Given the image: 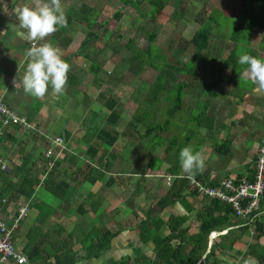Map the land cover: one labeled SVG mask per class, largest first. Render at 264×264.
Segmentation results:
<instances>
[{"label": "rangeland", "instance_id": "rangeland-1", "mask_svg": "<svg viewBox=\"0 0 264 264\" xmlns=\"http://www.w3.org/2000/svg\"><path fill=\"white\" fill-rule=\"evenodd\" d=\"M20 1L14 0L16 4L20 3ZM24 1L26 0H22V2ZM138 1L140 3L137 6H125L123 0H61L65 15L71 18L73 24L67 25V27L58 26V30L63 34H60L58 30L54 33L57 34L56 36L52 34L51 36L55 37V40H59L58 43L54 42L52 44L60 50L61 58L63 57L62 59L70 65L69 73L77 78V81L73 80L74 85L70 84L69 86L67 84L66 90L62 94L54 93V95H49V99L46 96L35 98L30 94H26L22 80L17 77L19 70H16V68L19 66V69L22 67L23 70H26L28 63L20 65V58H18L19 56L16 57V54H20L18 51H23V48L26 46L25 52H27L32 47V41L27 40L25 43L17 36L13 42L9 43L5 38L0 37V52L8 51V56L4 58L5 61H8V64L4 67L8 68V70L4 71L1 68L3 65L0 64V95H3L8 106L31 126L30 129L16 132L11 131L17 137V141L16 143H6L4 149L12 150V160L16 164L24 161L28 157V154L33 156L32 161L36 160V165L41 170L36 175L42 181L44 174H41L42 161L38 159V155L40 152H43L45 156L49 146L47 148L45 142L40 137H45V139L49 140V138H54L55 136L62 137L66 133H70L71 143L75 147H78L79 144L82 146L78 147L80 149V153H78L80 164L82 162L81 171H86L85 167L90 163L94 167H99L101 164L102 168L119 174L114 178L118 183L124 184L122 186L123 189L118 190L121 188L119 185L113 186L116 190H110L106 187L103 190V194H105L103 196L105 199L113 201L112 203L115 205L109 209L110 214L111 212H117L119 218H123L125 214L123 208L125 207V210L129 214L126 216V222L124 221L125 224L127 223V226H135L140 220L145 218L155 208V202L167 191V187L162 180L165 176L158 172L162 166H160L159 162L151 163L148 176L144 178L136 176L130 179L133 169L137 166L142 167L141 165L146 163L150 158L161 160L164 154V147L167 145L166 143L170 144L174 139L177 140V143L180 142L176 149L177 152H180L185 143L183 141L185 134L183 133L193 127V125H190L189 116L192 113H197L194 109H191L190 113L185 112V110H179L174 116H177L180 112L181 117L178 118L177 116V119L173 120V128H171L172 126H169L170 121L167 122V120L171 119L169 110L175 106L174 98L176 96L165 92V94H162L164 95L163 100L160 97L159 102L150 103V91L153 88L152 85L157 71L151 66L145 65L139 75L136 76L129 71V60L138 52L144 51L146 44L150 42L152 43L150 47L151 60L156 61L159 68H163L162 66L165 63H174L181 66L182 63L186 62V60L188 61L193 56L196 62L195 66L198 67L199 72H204V70H210L211 68H217L218 71L221 62L213 60V54L209 49L194 55L195 48L188 42L194 33L201 29H208L211 32L210 46L219 45L223 40H231V34L237 25V14L241 7V0ZM44 2H48V0H44ZM27 6L36 7L35 0H27ZM83 6L93 8L96 11L97 25L93 29L89 30V28L84 26L85 22L83 19L85 16L83 11L81 12ZM116 12L121 15L118 21L113 19V15ZM201 16L202 19L200 18ZM209 16L212 18L209 19ZM104 28H106V31H103ZM21 30L24 31L22 28ZM61 35V39L65 36L62 43L59 39ZM249 35H247L245 28L241 30L238 35L240 42L236 45V55L238 56L236 64H238L242 71L247 66L239 63L240 55L248 54L264 60V42L260 43L256 41L255 44L249 45L247 44ZM51 36L46 37L43 41L37 40V46L42 43H49V37ZM67 38H69L70 42H68ZM84 42L85 46L82 48ZM169 46L170 49L168 48ZM221 50L223 51V48ZM73 51L74 53L81 54L79 55L80 59L77 58L74 61L73 57L69 58L70 55L68 54H71ZM222 51H220L218 56L224 58L226 52L221 53ZM261 51L262 53H260ZM93 60H96L98 64L104 61L102 63V65H105L104 69L98 73V78L96 74L91 72ZM187 64L188 66L191 65L189 61ZM235 75L240 76L237 72ZM14 79L20 82L16 88L13 86ZM249 81L247 80V83ZM100 94L101 96H99ZM171 97H174L172 98L173 102ZM105 98H114L118 102L119 127L116 128L118 131H127V126H129L128 123L131 122L132 116L145 112L149 114L145 117V120H147L145 121L146 124L151 125L155 123L165 126L166 129H163L168 131L166 133L168 137L167 141L164 134L162 138L158 135V139H156L154 133L146 135L145 128L139 124H135L131 127L132 130H135L132 137L128 140L120 139L113 148L106 147L96 137L98 128L101 129L106 126L105 119L108 111L102 105ZM202 104L204 105L203 102ZM154 111L156 112L155 118L157 121L150 120ZM47 113L49 119L45 120ZM36 124L42 125V127H37ZM33 133H37L40 137ZM189 145L193 146V150L197 148V145L199 148L202 147L198 141H194L188 145L185 143L183 148ZM88 146L94 148L97 152L104 146L105 151L102 157L100 154L97 155L98 153L95 154L93 152L92 154V152H89L86 149ZM2 148L0 146V155L6 161L9 156L6 149ZM174 154L175 152L172 154V158L175 160ZM112 156L115 158V163L118 164L117 167L115 164L112 166L109 163ZM219 161L226 163L221 173L222 176L226 174V171L233 170L232 165L227 163L226 158H219ZM10 164V162H6V165ZM68 164L69 162L66 163L65 167ZM168 166H170L169 163ZM43 167V169L46 168L45 172L50 170L48 169V164ZM164 167L165 165L162 166V168ZM76 171L77 168L74 172L78 175L80 172ZM70 173H63L58 170V177L68 180ZM89 175L95 176L92 172L89 174L85 173V178H90ZM82 177L83 174L80 175V178ZM109 179V175L103 173V177L97 179L96 183H90L91 185H85L84 187L87 189L89 186L90 189L87 190H91V193H96L104 188ZM170 181L166 180L165 183L167 182V185H169ZM127 182L128 184L130 183L132 189L135 186L139 187L140 190L132 191L128 188L129 192L133 194H126L124 187L127 186H125ZM87 190H82L81 194L85 196V192L88 194ZM127 197L126 202L127 200L128 202H132L130 204L131 210L125 203L120 206V203ZM42 198L46 203L55 200L50 193H47L40 187L36 190L34 202H38ZM88 199L90 200V198H87V201ZM200 200L201 197H196V199L194 198L189 202L197 210V207H199L198 201ZM17 205L8 203L6 208L7 216H3L1 213L0 216L10 217ZM174 210L169 209L162 213L161 216L167 219L171 218L176 213ZM195 210L193 211L195 212ZM35 212L36 210L33 208L30 213H27L33 216L36 214ZM111 221L115 223L114 220L111 219ZM104 223L106 226L111 227L107 222ZM112 225H114L113 230H116L115 224ZM101 226H103V223ZM22 227L26 228V223L22 224ZM159 234L161 237H165L168 231L162 229ZM262 257L264 259V248L261 250L260 259ZM260 264H263V262Z\"/></svg>", "mask_w": 264, "mask_h": 264}, {"label": "crops", "instance_id": "crops-1", "mask_svg": "<svg viewBox=\"0 0 264 264\" xmlns=\"http://www.w3.org/2000/svg\"><path fill=\"white\" fill-rule=\"evenodd\" d=\"M5 6L7 8V11L5 10ZM24 6H27V0L24 2H22L21 0L18 4H16L14 0H0V37L5 38V40H7L9 43L13 42V40H15L17 36H19V38L25 43L28 40L26 29L22 31L21 28L13 27L19 26V21L15 16L14 9L17 7L22 8ZM30 8L34 7L31 6ZM71 24H73V22ZM245 30L247 32V35H249L248 33H250L247 44H255L256 41H259L260 43L264 42V29L255 27L250 32L247 31V28H245ZM59 33L63 34L61 31H59ZM56 35L57 34H54V36ZM51 37H49V43L52 44L54 42H59V40L54 39L55 37ZM61 38L62 35L59 38L60 42L62 43L63 39ZM67 39L68 42H70L69 38ZM239 42L240 40L234 43L232 40L228 39L221 41L219 45L217 44L210 46L209 41L207 50L209 49L213 54L214 61L219 60L221 62L218 71L217 68H211L210 70L208 69L204 70V72H199L198 67L195 66L196 62L193 56L188 59V61L191 63L190 66H188L187 60L181 65L183 66V74L179 76V81L175 84V89H180L176 96H179L182 99L181 107L179 110H185V112L187 111L189 113L191 109L197 111V113H192L189 116V122H191L190 125H193V127L183 133L185 134L183 136V141H186V138H189L188 142L186 141L187 145L190 144V142L194 141H198V143L201 144V148H199V146L197 145V148H195L193 151L196 152L199 149V151L202 152L205 166L202 171H195L192 175L185 173L181 167L180 177L185 176L186 178H195L206 184H215L219 183L223 179H236L239 176L248 178L249 170H254L255 168L259 146L264 139V93L257 91V84L252 82L245 69L244 71H242L238 64H236L238 59V56L236 55V45H238ZM33 43L38 45V41H32V46ZM26 47L23 48V51H18L21 55L16 54V57L19 56L18 58H20V65L30 62L29 58L26 56ZM221 48H223V51L221 50ZM220 51H222L221 53L226 52L224 58L218 56L220 54ZM260 53H262V51ZM68 55H70L69 58L73 57L74 61H76V59L79 58V55L81 54L74 53L73 51ZM7 56L8 51L0 52V64L3 65L1 68L4 71L8 70V68L4 67L6 64H8V61H5L4 59ZM10 63L12 62L10 61ZM19 68V66L16 68V70H19V72H17V77L23 80V76L26 70H23L22 67L21 69ZM220 71H222V75L220 76L221 81L215 88L212 83L217 78ZM236 72L240 74L239 77L235 75ZM247 80H250L249 83H247ZM49 95H54L51 85H49L48 92L45 94V96L49 99ZM0 99L3 100L6 105H8L3 95H0ZM185 99L187 100L185 101ZM202 102L204 103V105L202 104ZM203 107L205 108L204 110ZM202 110L207 121L203 122L204 118L202 116L203 121L200 124L197 122V117ZM177 116L178 118L181 117L180 112L177 114ZM177 116H170L171 119L167 120L168 122L170 121L169 126H172L171 128H173L172 122L173 120L177 119ZM47 119H49L48 113L45 117V120ZM203 123L205 125H203ZM36 126L42 127V125L39 124H36ZM167 132V130L163 129L162 133L157 134V139L158 135H160V137L162 138V135L164 134L167 141ZM50 139L51 138H49V140ZM70 143V139L66 144L64 143L65 149L60 152V156H58L57 158H64V160L61 161L58 170H60L61 172L66 171V173L73 172L74 178H76L75 183L71 182L72 192L70 193L69 198L65 200H58L53 197L55 200L50 203L44 202L43 198L41 200H38V202L41 203L40 210L37 208V206H34L33 208H35L36 214L30 216L28 215V213H30V211H32L33 209L30 208L25 217L20 221V225L13 237L15 239V246L22 252V248L26 245L28 239L31 238L28 237L27 239L26 237L28 231H35L39 237H42L44 233L48 231L52 234L51 237H53L54 235V237L57 239H63L67 236H70L72 238L73 246L80 253L75 264H119L121 262H127L128 264H143L142 257L152 256L154 249L151 242L141 243L138 240L139 232L136 226L143 219L140 220L135 226H127V223L125 224V220L127 219L126 216L129 214L127 210H125V207L123 208V211L125 213L124 217L119 218L117 212H111V214L109 213V209H111L112 206H115L112 203L113 201L104 198L105 194H103V190L106 187L110 190H116L113 188V186L119 185L121 186V188H119L118 190L123 189L122 186H124V184L118 183L114 178L119 174L111 172L110 170L108 171L106 170V168H102L100 164L99 167L93 166L94 172H96L94 173L93 170L91 172L93 175L95 174V176L92 177L91 175H89L90 178L85 179L87 182L83 183L82 179L80 178V175L82 174L79 173L78 175H75L74 172L76 168L78 171V169H81L82 167V162L80 164V156L78 155V153H80V149L78 147L82 146L79 144L78 147H75L72 143V145ZM166 144L167 145L164 147V149H166L169 145L168 142ZM103 147L99 149L98 152L93 149L94 153H98L97 155L100 154V156L102 157L103 152L105 151ZM191 147L193 148V146ZM86 149L91 152L90 146H88V148ZM64 150H67V152L73 154V156L77 158L76 164L72 165V162L70 161L71 158L69 156L67 157L64 154ZM100 156H98V158H100ZM219 158H226L227 163L232 165L233 170L226 171V174L222 176L221 173L224 170V166L226 163H224V161H219ZM110 159L111 160L109 163H111L112 166H114L115 164V166L117 167L118 164L115 163V158L112 156L110 157ZM161 160L163 161L160 163V166L165 165V167L162 168L161 166L158 172L160 174H163V176L173 177V175L168 172L169 166L165 160L164 154ZM67 162H69V164L65 167ZM71 166H74L72 167V171H70ZM79 172H81V170H79ZM103 173L108 174L110 179L106 182L104 188L101 191L91 193V190H87L90 189L89 186L87 189L84 187L85 185H91L90 183H96L97 179L103 177ZM132 173L130 174V179L136 177V175L133 176ZM84 174L85 173H83V175ZM145 176L148 175H144L142 178H144ZM137 177L141 178L139 176ZM162 180L164 182V185L168 189L169 185H167V182L165 183L166 179L164 178ZM125 186L126 187H124V190L126 194H133L132 192H129L128 188L132 191L140 190L139 187L135 186H133L132 189L130 183L128 184V182L127 184H125ZM82 190H87L88 194H86L85 192V196L82 195ZM87 198H90V200L88 199L87 201ZM126 199H128V197L120 203V206L125 203L131 210L130 204H132V202H128V200L126 202ZM193 199L194 198H191L190 201ZM198 202L199 204H197L199 207L197 208L203 209V199L201 198V200ZM84 203H86L85 206ZM91 203H94L96 206V209L94 211L92 209L93 206H91ZM26 204L29 203L23 202L18 204L16 206V209L13 211V214L16 213L17 208ZM82 205L85 208L83 210L80 209ZM173 209H175L174 211L176 212L173 217L177 215H184L185 211L181 205H176ZM87 210L90 211L89 214H85ZM161 217L167 219L163 216ZM5 218L6 217L0 216V219ZM188 218V221L191 223L195 220V216L191 214L188 216ZM111 219L114 220L115 223H113ZM256 220L264 224L263 211L260 210L258 212V217H256ZM104 222L110 224L111 227L106 226ZM24 223H26V228L22 227V224ZM102 223L103 226H101ZM112 224H115L116 230H113L114 225ZM248 224L250 225V228L247 231L234 232L232 237H236L237 241H235L233 249H231L230 251H222V253H219L215 250L214 258L210 259L207 264H243V261L245 259H248L249 257L255 258L259 264L262 262L264 264L263 257L260 259L261 250L264 248V234L261 235L258 239L253 238L255 226L250 224V222ZM93 227H96L100 230H107L111 233H115L116 235L110 240L107 250L102 252L98 257L86 258L81 251V245H79L78 241L81 240L84 234L90 231V228ZM192 228L194 230L195 226H193ZM193 230L191 229V231ZM227 232L228 230H225L223 231V233L220 232L221 235L217 236L225 235L227 234ZM38 236L37 239H39ZM216 237L214 238V240L216 239ZM220 243L227 244L228 240H222ZM48 246V249L50 251V245ZM210 249L211 247L209 248V251ZM207 251L205 254L209 253V251ZM204 258L205 255L196 264H205Z\"/></svg>", "mask_w": 264, "mask_h": 264}, {"label": "trees", "instance_id": "trees-1", "mask_svg": "<svg viewBox=\"0 0 264 264\" xmlns=\"http://www.w3.org/2000/svg\"><path fill=\"white\" fill-rule=\"evenodd\" d=\"M123 2L125 6H137L140 3L138 0H123ZM82 11L85 16L83 19L85 22L84 26L89 28V30L93 29V27L97 25L96 11L93 8L86 6H83L81 12ZM89 16H91V18H89ZM120 17L121 15L118 12L113 15V19L115 21H118ZM66 18L67 25H70L72 23L71 18ZM200 18L202 19V16ZM211 18L212 17L209 19ZM255 27L264 29V0H245V5L240 7V10L237 14V25L231 34V40L233 42H237L239 40L238 35L241 30L247 28V31L250 32ZM103 31H106V28H104ZM210 37L211 32L208 29H201L194 33L193 37L188 43L195 48V54H199L207 50ZM151 44L152 43L148 42L144 51L138 52L135 56H133V58H131V60H129V71L137 76L145 65H149L157 71V75L155 76L152 85L153 88L150 91V103H153L155 101L159 102L160 97L163 100L164 95L162 94H165V92L170 93L172 96H176L178 94L180 89L176 90L175 84L179 81V76L183 74V66L174 63H165L164 66H162L163 68H159L156 61L151 60ZM84 46L85 42L83 43L82 48H84ZM168 48L170 49V46ZM103 62L98 64L96 60L92 61L91 72L96 74V77L98 73L104 69L105 65H102ZM221 75L222 71L218 73L217 78L212 83L215 88L221 81ZM73 80L76 82L77 78L68 73L67 84L69 86L70 84L74 85ZM99 96H101V94ZM172 98L174 97H171V100ZM174 100L175 106L169 110L170 116H173L176 112H178L181 107L182 99L179 96H176ZM102 105L108 111L105 119L106 126L101 129L98 128L99 130L96 133V137L108 148H113L120 139L128 140L130 137H132L135 130H132L131 127H133L135 124H139L144 127L146 135L154 133V137L156 139L158 132L162 133L163 128H165V126H161L160 124H146L145 121L147 120H145V117H147L149 114L142 112L141 114L132 116L130 120L131 122L128 123L129 126H127V131L120 132L116 129L119 127L117 100L114 98H105ZM204 109L205 108L203 107V110ZM203 110L197 117V122L200 124L203 121L202 116L204 118L203 122L207 121L204 117ZM155 116L156 112L154 111L150 120L157 121ZM203 125L205 124L203 123ZM11 131H22V129L15 126ZM33 134L38 135L37 133ZM62 137L64 138V143L66 144L71 135L70 133H66ZM40 139L45 142L47 148L48 146L50 147V140L45 139V137H40ZM188 140L189 138H186L187 142ZM16 141L17 137L11 132L5 133L0 139V146L1 148L3 147L2 149H4V145L6 143H16ZM177 147V140L174 139L170 142L167 148L164 149L165 160L170 165L168 172L171 173L174 178H172L170 181L166 193L155 202V208L149 212V214L146 215L145 218H143V220L136 226L139 232V242H151L154 248L152 256L142 257L143 264H196L204 255L205 264H207L210 259L214 258L215 250L219 253H222V251H230L233 249L234 243L237 241L236 237H232L234 232L247 231L250 228V225L248 224L249 222L255 226L253 238L258 239L261 235H263V223L258 222L256 219L252 222L249 218H237L232 208L228 204L216 199H209L207 197L201 196L196 191L190 189L189 178H186L185 176L180 177L181 162L179 159L180 152H177L176 150ZM5 149L9 156L5 163L10 162L11 164L6 165L7 169L0 170V213L2 215H7L6 208L8 203L20 204L22 202H27L29 203L30 208L37 206V208L40 210L41 203L34 202L36 190L40 187L58 200H65L69 198V195L72 192L71 182L75 183L76 178H74L73 172H71V176H68V180L58 177V167L64 158L61 159V157L57 159L51 169L45 172L46 168L43 169V166H47L48 162L52 161V159L46 158L43 152H40L38 159L42 161L41 174H44L41 181L36 175L40 173L41 170L39 167H37L36 160L32 161L33 156L28 154V157L25 158L24 161L16 164L12 160V150H7V148ZM93 149L94 148H91L92 153L94 152ZM63 152L67 157L69 156L71 158L70 161L72 162V165L77 163V158L74 157L73 154L67 152V150H64ZM174 152L175 160L172 158V154ZM162 161L163 160H158V158H150L146 163L141 165L142 167L137 166L134 168L132 175L142 178L144 175H148V171L152 162H159L160 164ZM72 167L74 166H71L70 171H72ZM85 169L86 171L84 170L80 173L89 174V172L94 170V167L88 163ZM79 170L80 169H78V171ZM63 173H66V171ZM254 174L255 168L254 170H249L248 179L253 180ZM163 178L166 179V176ZM241 178H243V176H239L236 179ZM81 179L83 183L87 182L85 180V174ZM217 184L218 183H210L208 185L216 186ZM196 197H201L203 199V209L197 208V210H195V208H193V206L190 204V199ZM3 199L6 200L5 203L2 202ZM85 205L86 203H84V206ZM176 205H181L184 208L185 212L183 216L177 215L168 219L161 217L162 213L168 211L169 209H173ZM84 206L82 205L80 209H85ZM91 206H93L92 209L94 211L96 209L95 204L91 203ZM193 210H195V212ZM260 210L264 212V200L261 201ZM89 213V210L85 212V214ZM190 214L195 216V220L192 223L188 221V216ZM193 226H195L194 230L192 228ZM162 229H166L168 231L167 236H160L159 233ZM191 229L193 231H191ZM225 230H228L227 234L217 236L211 246L209 253L205 254L208 249V237L210 233L213 231L223 232ZM51 235L52 234L50 232L46 231L42 237H39L35 231H28L26 237L27 239L28 237L31 238L28 239V242L22 248V252L26 255L29 262L37 264H75L80 253L73 246L72 238L67 236L63 239H57L54 237V235L53 237H51ZM115 235V233H111L107 230L103 231L96 227L90 228V231L84 234L82 239L78 241L79 245H81V251L84 254V257H98L102 252L107 250L110 240ZM37 236L39 239H37ZM222 240H228V243H220ZM13 241H15L14 238ZM47 244L50 245V251ZM119 264L128 263L121 262Z\"/></svg>", "mask_w": 264, "mask_h": 264}, {"label": "clouds", "instance_id": "clouds-1", "mask_svg": "<svg viewBox=\"0 0 264 264\" xmlns=\"http://www.w3.org/2000/svg\"><path fill=\"white\" fill-rule=\"evenodd\" d=\"M36 7L24 6L14 9L19 26L27 30V39L30 41H43L54 34L59 27H67V18L61 4V0H35ZM5 10L7 8L5 6ZM26 56L30 59L27 64L22 84L26 94L35 98H43L48 92L49 85L56 94H62L66 90L70 65L61 58L60 50L51 43L33 46L27 50ZM239 63L246 65V73L253 83L257 84V91L264 93V60L254 56L243 54L239 56ZM18 80H13V86H18ZM182 170L189 175L195 171H202L205 161L200 151H193L189 145L181 149L179 153ZM243 264H258V261L249 257Z\"/></svg>", "mask_w": 264, "mask_h": 264}, {"label": "built area", "instance_id": "built-area-1", "mask_svg": "<svg viewBox=\"0 0 264 264\" xmlns=\"http://www.w3.org/2000/svg\"><path fill=\"white\" fill-rule=\"evenodd\" d=\"M15 126L22 130L31 128L24 118L19 117L0 99V139L5 133H10ZM63 149H65L64 139L61 136L50 139V147L45 153L46 158L52 159L48 162V169H51ZM5 169H7L5 159L0 155V170ZM172 178L166 176L168 182ZM189 180L191 190L201 196L228 204L237 218H249L254 221L258 217L261 201L264 200V139L259 146L253 180L247 177L223 179L216 186H209L195 178H189ZM2 202L5 203L6 200L3 199ZM29 210L30 205L26 204L17 208L16 213L10 218L0 219V264H36L29 262L13 241L20 221Z\"/></svg>", "mask_w": 264, "mask_h": 264}, {"label": "water", "instance_id": "water-1", "mask_svg": "<svg viewBox=\"0 0 264 264\" xmlns=\"http://www.w3.org/2000/svg\"><path fill=\"white\" fill-rule=\"evenodd\" d=\"M245 5V0H241V6H244ZM221 233H223V232H221ZM221 233L220 232H216V231H213V232H211L210 233V235H209V237H208V245H209V247H208V251H209V248L212 246V244H213V240H214V238H215V236H217V235H221ZM207 251V252H208Z\"/></svg>", "mask_w": 264, "mask_h": 264}]
</instances>
